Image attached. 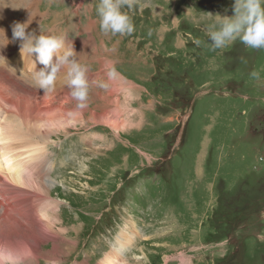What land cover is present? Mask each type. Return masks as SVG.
I'll list each match as a JSON object with an SVG mask.
<instances>
[{
  "label": "rangeland",
  "instance_id": "rangeland-1",
  "mask_svg": "<svg viewBox=\"0 0 264 264\" xmlns=\"http://www.w3.org/2000/svg\"><path fill=\"white\" fill-rule=\"evenodd\" d=\"M0 1L2 27L12 28L8 19L20 22L32 0ZM233 2L137 0L124 9L133 33L112 36L100 31L99 0H39L37 34H66L89 69L88 111L115 121L132 114V120L117 132L91 125L88 113L76 121L56 119L42 130L50 141L42 142L24 135L28 128L33 133V124L12 117L24 133L18 132L13 146L20 148L11 157L29 169L24 177L31 175L16 186L0 173L6 177L0 183V236L37 253L27 264H104L121 234L133 242L118 264H264V50L236 41L212 51L206 43L217 20L207 14L230 17ZM14 50L5 59L22 58L26 67L30 57H22L19 46ZM0 64L1 75L11 72ZM112 69L116 77L109 76ZM57 77L67 81L64 72ZM93 94L121 102L112 108ZM9 108L7 119L15 115ZM70 110L65 105L58 114ZM33 144L41 152L31 165ZM33 180L50 196L32 188ZM45 205L57 218L50 226L32 218ZM35 243H41L36 250Z\"/></svg>",
  "mask_w": 264,
  "mask_h": 264
},
{
  "label": "bare ground",
  "instance_id": "bare-ground-1",
  "mask_svg": "<svg viewBox=\"0 0 264 264\" xmlns=\"http://www.w3.org/2000/svg\"><path fill=\"white\" fill-rule=\"evenodd\" d=\"M1 2H3V1H0V8H1V5L3 4ZM7 2H8V0H7ZM38 2H39V0H32L31 3H29L27 6H24V7H26V9L21 14L22 16L20 17V23H25V22H29L30 23L29 24V28L27 29V31L36 30L37 25L43 19V16L38 17L39 14L36 13V5H37ZM19 5H21V4H19ZM3 6L5 7L6 5H3ZM11 6H9V7H11ZM7 9H5V10H7ZM0 14L2 16L4 15V13H0ZM16 16H18V15H16ZM1 20H2V17L0 16V29H3V27H4L5 30L4 29L3 30H4V33H5V37L7 39L11 40L12 28L7 26L6 24H4L3 27H2ZM8 21H10L11 27L13 26L14 23H16V22H13L14 20L12 21L10 18L8 19ZM5 43H6V41L3 38V34L0 33V46H2ZM18 46H19V41L9 43L6 47H4L3 49H0V55H3L4 57L6 56V59H7V57H10L9 55H13L15 53L14 52L15 51L14 48L18 47ZM31 59L33 61L35 60V54H33L32 57H30L29 64L27 63L26 67H25V65H23L22 58L12 57V58H9V60H6L7 63L3 62V60H0L1 63L4 66H6V68L9 71L12 72L14 70V71H16V74H17V76L14 79L13 77L9 76V73L12 74L11 72H8L7 73L8 75L4 74V73H3V75H1L2 73L0 72V102H1L0 109L1 110L4 109L2 111V114L0 115V143H1L0 151H2V153L0 152V173L3 174V175H6L7 176V180H9L11 184H14L16 186H19V185H24L25 186L27 183H23L22 181H26L27 177H29V175H31V174H29L28 176L24 177V172L28 171V173H29V169L27 167L20 166L22 162L18 164L17 161L14 158L11 157L12 152L15 149H19L20 148V147L15 146V145L13 146V142H15L14 140L17 141V137L19 136V134H18L19 131H17L18 128H17L16 124L14 123V121L12 120L13 118H18L20 120L19 121L20 123L22 122V123L33 124V126H34V128L32 129L33 133L29 132L30 129L28 128V126L26 127V128H28V130H27L28 133H24L22 130H20L21 132H19V133H24V135H27V137H29L30 139L32 138V134H33L35 139L38 140V139L41 138L42 142L49 140V139H47L48 138L47 135L46 136L43 135L44 132L42 130L45 129V128L49 129L52 125H54L53 123L56 122L55 121L56 119L57 120H62L63 119V120H70V121L71 120H75L76 121V119H77V117L79 115H80V117L82 116L84 118V116H87L86 114L88 113L87 117H88V121L90 122L91 125L101 124V125H104V126H106L108 128H111L112 130L117 131V132H119V130H120V132L123 131L124 128H127V127L129 128V126H131V120H132L131 119L132 114H131V116H127L126 117V115L123 113L125 115L124 119H125V117H126V119L125 120L115 121L112 118H110L107 114H105V112H100L99 114H96L95 112L88 111L89 110L88 105L85 108H83V109L78 108L77 107V103L78 102L71 97L69 89L67 88V81H64V80L57 81V79H56L55 82H54L53 90L51 92H44L43 90L38 89L36 84H35V82H34V80H33V78L31 79V77H32V74H31L32 73V71H31L32 70V61H31ZM99 61L101 62V60H99ZM37 65H38V63H37ZM22 67H25V69H26L25 72L23 71ZM107 68H110V67H107ZM37 70H39L38 67H37ZM20 72L22 73V75H21ZM62 72H64V77H65L66 76L65 74H67V69H65ZM3 76H4L5 80H3ZM21 76H23L26 80L22 79ZM102 76H104V75H102ZM57 78H59V77H57ZM97 78H100V76L99 77L96 76L94 78L95 81H96ZM64 79L67 80L68 78L65 77ZM14 80H17V81H14ZM112 83H114V82H112ZM18 87H19L18 92L19 93H24L21 98L19 96L15 95V93H18L16 91V88H18ZM22 88H25L26 91H24ZM4 91L7 92V94L9 96L8 95L7 96L4 95V93H3ZM11 94H12V96H10ZM129 95H130V93H129ZM91 97L93 99H101L103 103H105L106 105L112 106V108H118L119 107V103L121 102L120 99H111L106 94H104V95L93 94V96H91ZM36 101L38 102V104L44 105L42 110H39V109L36 108L35 103H34ZM124 104H126V103L124 102ZM128 104H130V103H128ZM11 105H12V108H11ZM65 105L70 106L71 107L70 111H73V112L71 113V115L64 114V115L60 116L58 113H60L61 111H65ZM4 106H6V107L4 108ZM9 106H10V108H9ZM8 108L11 109L12 111H14L15 115L12 114L7 119L6 117H4V115L6 113L9 114L11 112V111H8V112L5 111ZM125 108H127V107H125ZM127 111L129 112V110H127ZM127 111H125V112H127ZM80 117H78V119ZM114 118H116V116ZM84 123L85 122H83V124ZM26 125H28V124H26ZM39 135L40 136L43 135L44 137H40ZM34 137H33V139H34ZM29 141H31V140H29ZM33 146H34L33 149L37 150V157L34 158L32 155L29 154V156L31 158L30 159L31 165H33L32 164L33 162H37L38 161V157H39V154L41 152V148L40 147H38L36 144H33ZM94 150L98 151L97 149H94ZM20 160L21 159H19V161ZM35 164H37V163H35ZM29 167L32 168V166H29ZM39 167H40L39 164H37V165H34L32 169L33 170H38ZM46 168H49V167L46 166ZM28 181H29V178H28ZM33 181L35 182V184H29L32 188L36 189L40 193H47V195H49V191L48 190L46 191L44 189V187L40 183H38L37 181H35V180H33ZM29 183H30V181H29ZM14 191L15 192H20L18 190V188H17V190L14 189ZM14 198H16V197H14ZM21 203H22V200H21L20 204ZM16 207L13 208V209H11V207H10L9 211L11 212L12 215L15 214L16 216H20V213H19L20 209H18L19 206H18V208H16ZM46 207L47 206L45 205V207L42 208V210L40 211V216H38L36 213L32 214V218L33 217L34 218L36 217L35 219L38 218L36 221L38 223H40V224L42 223L43 225H46L48 222H52L53 219L54 220L57 219L56 217L47 215L48 213H47V210L45 209ZM8 217L9 216H7V218ZM40 217H42V218H40ZM7 218H6V221L8 220ZM27 218L25 217V219H27ZM13 219L11 218L10 222L13 223V224L19 225V221L15 220V219H14L15 220L14 221ZM28 220H29V218H28ZM6 221H5V224H6ZM29 221H31V220H29ZM28 223H26V224H28ZM38 223H36L37 227L39 226ZM47 225H49V224H47ZM134 233H135V231H134ZM39 235H41V234H39ZM36 236H37V234H36ZM132 237H133V235H132ZM35 238H37V237H35ZM132 242H133V239L130 236L125 235V234H121L120 237L118 238L117 242L110 246L111 247V252H109L105 256V258L103 260V263L104 264H118V263H121L120 258L123 257V254H124L126 248ZM40 245H41V243H35L33 249L34 250L38 249L40 247ZM0 254H10L11 257H12V260L10 262L12 264H19V263L20 264L21 263L27 264V262L29 261V258L32 259V260H36V258H37V256H36L37 253L34 252L30 247H28L23 241L22 242H18V241L12 242V241L1 240V236H0ZM124 264H127V262L125 261Z\"/></svg>",
  "mask_w": 264,
  "mask_h": 264
},
{
  "label": "clouds",
  "instance_id": "clouds-1",
  "mask_svg": "<svg viewBox=\"0 0 264 264\" xmlns=\"http://www.w3.org/2000/svg\"><path fill=\"white\" fill-rule=\"evenodd\" d=\"M137 0H99L96 12L100 31L105 35H130L134 31L132 17L124 9L133 8ZM233 15L221 17L219 14L209 30L207 46L212 51L227 48L239 41L251 49L264 50V0H234ZM29 22H16L12 26L11 40L5 37L3 29L0 33L6 41L0 49L9 43L19 41L20 53L23 56L32 57V78L38 89L44 92L53 90L54 82L59 73L67 69V88L71 97L76 100L78 108H85L89 99L90 83L88 79V67L80 63L71 42H67V35L37 34L36 30L27 31ZM210 41V42H209ZM197 45L201 44L196 40ZM63 50V51H62ZM0 60L6 59L0 55ZM7 63V62H6ZM37 63L43 65L37 70ZM117 75L115 69L109 72L110 77ZM259 79V72L250 74ZM12 260L10 254H0V264H9Z\"/></svg>",
  "mask_w": 264,
  "mask_h": 264
}]
</instances>
